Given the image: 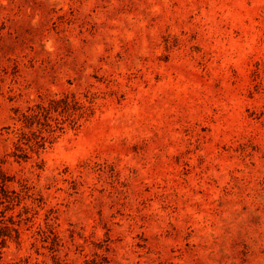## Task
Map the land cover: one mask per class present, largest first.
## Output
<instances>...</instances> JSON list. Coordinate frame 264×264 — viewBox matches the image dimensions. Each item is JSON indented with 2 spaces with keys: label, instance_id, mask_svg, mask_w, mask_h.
<instances>
[{
  "label": "rangeland",
  "instance_id": "rangeland-1",
  "mask_svg": "<svg viewBox=\"0 0 264 264\" xmlns=\"http://www.w3.org/2000/svg\"><path fill=\"white\" fill-rule=\"evenodd\" d=\"M0 264H264V0H0Z\"/></svg>",
  "mask_w": 264,
  "mask_h": 264
},
{
  "label": "trees",
  "instance_id": "trees-1",
  "mask_svg": "<svg viewBox=\"0 0 264 264\" xmlns=\"http://www.w3.org/2000/svg\"><path fill=\"white\" fill-rule=\"evenodd\" d=\"M6 183L7 180L6 178L0 173V189L1 192H5L6 191ZM1 200H0V204H1ZM5 235L2 233V231H0V262H2V249L4 247V242H5Z\"/></svg>",
  "mask_w": 264,
  "mask_h": 264
}]
</instances>
